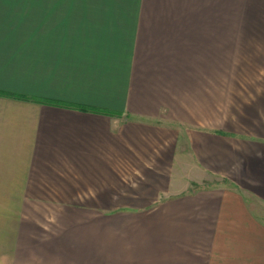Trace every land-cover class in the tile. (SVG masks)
I'll use <instances>...</instances> for the list:
<instances>
[{
    "label": "crops",
    "instance_id": "obj_1",
    "mask_svg": "<svg viewBox=\"0 0 264 264\" xmlns=\"http://www.w3.org/2000/svg\"><path fill=\"white\" fill-rule=\"evenodd\" d=\"M262 36L264 0H0V264H264Z\"/></svg>",
    "mask_w": 264,
    "mask_h": 264
},
{
    "label": "rangeland",
    "instance_id": "obj_2",
    "mask_svg": "<svg viewBox=\"0 0 264 264\" xmlns=\"http://www.w3.org/2000/svg\"><path fill=\"white\" fill-rule=\"evenodd\" d=\"M261 38V41L259 42L260 44H264V36L259 37ZM216 184H227L226 181H214ZM196 187V186H195Z\"/></svg>",
    "mask_w": 264,
    "mask_h": 264
}]
</instances>
